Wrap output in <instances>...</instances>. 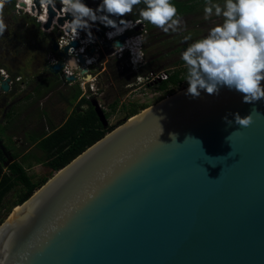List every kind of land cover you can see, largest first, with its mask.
<instances>
[{"label": "water", "instance_id": "obj_1", "mask_svg": "<svg viewBox=\"0 0 264 264\" xmlns=\"http://www.w3.org/2000/svg\"><path fill=\"white\" fill-rule=\"evenodd\" d=\"M55 16L49 7L44 29ZM78 46L52 39L60 60L46 70L57 75ZM9 81L0 77V93ZM186 90L109 131L21 202L0 225V264H264V100Z\"/></svg>", "mask_w": 264, "mask_h": 264}, {"label": "rangeland", "instance_id": "obj_2", "mask_svg": "<svg viewBox=\"0 0 264 264\" xmlns=\"http://www.w3.org/2000/svg\"><path fill=\"white\" fill-rule=\"evenodd\" d=\"M87 2H90L87 3L89 7L94 8L95 2L99 4L100 0H88ZM213 2L222 5L224 0H213ZM14 4L15 2L13 4L10 2L6 4L4 9V20L5 23L7 22V27H9L8 18H15L19 21V28L21 32H24V35L23 38L18 40L17 46L20 51L23 53L25 52L23 56H20V59L32 65V62L36 61L38 57L41 58L40 53L43 50L48 51V46L50 45L48 41L55 34L53 31L47 33L49 28H41L36 23V19L31 16L16 14L14 11ZM204 6L205 3H199L192 13L181 15L180 17L184 22L183 28L176 33H164L148 22H142V24H140V28L144 25L143 30H145V33L142 35L143 45L145 41L146 53L151 56L150 58L156 57V59H158L157 61L153 59L152 65L149 66L151 70L154 72H164L168 78L174 77L175 75H178V78L186 76V68L180 63V61H182V51L188 44L206 36L209 29L215 24L223 22V17L215 16L210 20H204ZM138 10L140 9L137 5L134 7L133 12ZM129 16L130 15L125 16L124 18L129 20ZM32 29L35 31L34 34L31 31ZM10 31L11 29L7 28L3 36H0V48L7 41ZM137 32H140V29ZM5 33H7V35ZM132 34H135V32L129 33V35ZM188 35L191 36V39L185 42L184 37ZM135 45V40L129 43L131 49H136ZM143 51L145 52L144 46ZM11 52L12 57L21 53L18 52L16 54L13 50H11ZM113 53V48L103 50V63L106 60L110 61L112 59L108 66L109 68L106 67L105 70L110 74V77L107 75L105 79L101 75L99 82L93 87L96 92L94 95L97 98L96 100L103 111L109 113H105V117L108 120L107 131H109V128L116 127L120 122H125L129 119L126 108H130L132 105L136 108L138 107L140 110L144 106L150 107L170 96L172 92L176 93L184 87H188L185 79L178 85H173L169 81H166L167 87L163 91L159 90L157 86L158 83L148 84L147 86L137 84L136 75L140 71H131L127 67L129 53L126 51L124 57L119 59L120 61L113 60V58H116L113 56ZM31 56L34 58L33 61ZM44 60H46V56ZM4 67L7 69L6 66ZM39 71L40 69L37 68L35 62L33 71H20L24 84H18L19 88L16 87V92L19 89L23 90L25 94H28V98H24L23 101L19 102L14 108L19 114V117L16 118L17 124L15 127L11 129L3 127L7 129L6 131L2 130L1 127L3 125L0 124V139L3 144L2 147L9 150L8 153L16 155L15 158L17 162L25 169V173L30 178L31 182L38 184V186H42L56 172L51 171L47 167L45 161L49 160V157L36 147V142L34 140L46 136L50 134L53 129L58 128L65 121L67 116L74 114V109L76 107L80 109L79 112L75 109L76 114L81 118L80 125L84 127L88 125L100 127L101 125L94 113V109L90 106L89 100L83 99L82 103L78 102V97L81 93L79 92L77 84H72V87L69 88L60 79L53 84L52 82L56 80V78L53 77L52 80L51 78L45 79L43 84L34 87V94H32L31 88L36 83V76ZM60 77L61 75L59 74V78ZM12 78L14 79V77ZM132 84H134V86H132ZM97 88L99 90H97ZM70 95H73L74 100L69 98ZM89 106L92 108L91 110H89ZM142 111L143 110H141V112ZM3 173L8 174L6 170H3ZM23 191L24 190L17 185L11 190L9 189L1 197L0 225L19 205L18 200L22 197ZM35 191L36 190H34V192Z\"/></svg>", "mask_w": 264, "mask_h": 264}, {"label": "clouds", "instance_id": "obj_3", "mask_svg": "<svg viewBox=\"0 0 264 264\" xmlns=\"http://www.w3.org/2000/svg\"><path fill=\"white\" fill-rule=\"evenodd\" d=\"M9 2L10 0H0V36L7 30L4 9ZM27 2L30 8L35 6L33 0ZM40 4L46 13L41 16V20L47 23V10L49 7L56 10L57 0H40ZM140 4L144 7L139 10V20L133 22L121 18L131 15L134 7ZM59 5L63 16H71L62 25L64 35L68 38L63 45L58 43L61 49L77 40L80 31L86 33L87 42H94L91 28L97 22L114 29L106 33L108 39L121 35L143 21L164 33L179 32L184 24L172 0H100L95 9L83 0H59ZM203 11L204 20L215 16L223 17V22L215 24L206 36L188 44L182 51L181 60L186 68L185 81L188 84L185 94L195 99L200 97L203 90L208 95L215 96L219 95L221 87H227L243 94L244 103L254 104L264 100V86L261 84L264 81V0H224L222 5L206 0ZM140 38L139 35L135 40ZM190 39V35L184 37L185 42ZM60 40L61 36L58 41ZM113 48L119 49L118 53L124 50V46L117 43L113 44ZM83 50L81 48L79 51ZM68 55L72 59L65 62L63 68L66 75L71 76L72 67L82 68L76 60L75 48L69 47ZM141 57L142 53L134 49V62L141 60ZM86 62L91 63L92 60ZM228 115L222 119L226 124H232L233 120L228 119ZM230 115L239 126L247 127L252 122L250 113L243 117L239 113ZM172 136L176 134L170 133V137Z\"/></svg>", "mask_w": 264, "mask_h": 264}, {"label": "trees", "instance_id": "obj_4", "mask_svg": "<svg viewBox=\"0 0 264 264\" xmlns=\"http://www.w3.org/2000/svg\"><path fill=\"white\" fill-rule=\"evenodd\" d=\"M14 1L15 0H10V3L13 4ZM87 1L88 0H83V2L86 4L90 3ZM205 2L206 0H172V3L175 4L178 10L179 16L183 14L192 13L199 3H205ZM97 5L98 2H95V7L92 8L95 9ZM138 6L139 9L144 7L143 4H140ZM129 17H130L129 20L132 21L139 20L140 19L139 10L136 12L134 11ZM113 18L116 19L115 17ZM121 18L126 19L124 17ZM92 28L93 31L98 36H103L105 31L111 29L104 27L103 25H100L98 22ZM143 46L145 50L144 54H145L146 62L145 65L141 68L140 72L137 74L138 76L139 75L145 76L147 73H149L148 71L151 70L149 66L152 65L153 59H156V57L150 58L151 56L146 53L145 41ZM111 60L107 63L106 65L107 68H109L108 66L110 65ZM113 60L120 61L119 59L116 58H113ZM157 60L158 59H156V61ZM180 63L184 65L183 61H180ZM107 75L110 77V74H108V72L105 71L103 72L102 77L106 79ZM185 78L186 76H182L181 78H178V75H175L174 77L168 78L166 81H169L173 85H178ZM166 81L157 84L160 91L166 89L167 87ZM172 94H174V92H172L170 95ZM73 95L69 97L72 100H74ZM83 99L85 98H82L79 101V103L80 102L82 103ZM147 107L148 106H144L141 110H144ZM91 109L92 108L89 106V110ZM126 109L129 118L137 115L138 112L139 113L141 112V110L138 107L136 108L133 105L130 106V108H126ZM80 122H81V118L78 117V115L74 111L73 115L72 114L69 115V117H67V119L58 128L53 129V131L50 134L34 140L36 142L35 143L36 147L41 152L48 155L49 160L45 161V163L51 171L57 172L58 170L63 168L76 156H78L81 152H83L86 148L91 146L93 143L101 139L105 134H107L109 131L115 128V127L109 128V131H107L102 126L95 127L93 125H88L87 127H84L80 125ZM121 123L123 122H120L118 125H120ZM2 145L3 144L0 139V199L4 195V193H6L9 189L11 190L13 187L18 185L24 190L22 197L20 198V200H18V203L20 204L21 202L26 200L32 193H34V190H37L40 186H38V184L31 182L30 178L25 173V169L21 166L19 162H17L15 158L16 155H13L12 153H8L9 150L5 148H4L5 153L7 155L4 154V152L2 151ZM9 159H11V161H8ZM3 170H6L8 174L3 173Z\"/></svg>", "mask_w": 264, "mask_h": 264}, {"label": "built area", "instance_id": "obj_5", "mask_svg": "<svg viewBox=\"0 0 264 264\" xmlns=\"http://www.w3.org/2000/svg\"><path fill=\"white\" fill-rule=\"evenodd\" d=\"M14 2H15L14 11L16 14H23V15L31 16L32 18L36 19L35 20L36 23L41 28H44L46 23H44L41 20V16H44L46 13H45L44 7L41 4L39 5V9L37 10L34 8V11L32 13L31 11H32L33 7L30 8L27 4H26L27 6H24V5L22 6L21 0H15ZM57 2L59 3V0H57ZM33 4H34V2H33ZM54 11L56 12V16L52 18L51 26L47 30V33L53 31L55 34L54 36H55V40L57 41V43H60L61 45H63V43L67 40L68 37H66L64 35L62 25L58 24V19L60 17H64V16H63V13L61 10H60V12H58L57 10H54ZM47 17H48V11H47ZM133 22H135V21H133ZM140 24H142V22ZM140 24H137V25H135V27L130 28L128 30H125L121 35L115 36L112 39H108L106 36V33L110 32V31H114V29H109V30L104 32L103 36H98L93 31V29L91 28V31H92L93 36H94V42H91V43L87 42L86 33L84 31H80L79 32V38L77 40H75L79 43V46L75 49L77 50L76 60L78 61L80 67L83 70L80 69L78 66H76L75 68L72 69V75L69 76V75H66V70H65V68L62 67V69L58 73L61 75L60 78L62 79V82L68 83L69 85L77 84V87H79V90L81 92V98H85L87 100H92V99L96 100L97 98L94 96L96 92L93 89V87L95 85H97V82H99V78L101 77L103 72L106 70V65L109 62V60H106L103 63V61H102V59H104L103 50L104 49L108 50L110 48H113L114 41L118 40V38L120 36H123V35H126V37H127L126 40L123 41L124 44H126V42H127L125 47H127L129 45V42H132V40H135L140 35L141 38L139 40H135V44H136L135 47L139 52L142 53L141 60L134 62V51L131 50L130 48L124 49L120 53H118L119 49L114 50V48H113V50H114L113 56H115L117 59H122L125 55L124 53L126 51H129L128 52L129 53V59H128L129 62L127 63V67L131 71H135V72H138V70L140 71L141 68L145 65V54H144L143 45H142L143 35L145 33V30H143L144 25H142V27L140 28ZM136 28H138V30L140 29V32H137L138 30L135 31ZM132 32H135V34L129 35V33H132ZM60 36H61V40L58 41ZM106 43H111L112 46L108 47L106 45ZM81 48L84 49L83 52L79 51ZM46 58H47V64H50V65H54L60 60L59 57L56 55V53L51 50V48H49V53L47 54ZM89 59L92 60L91 63L86 62ZM91 70L95 71V73L92 75L90 73ZM0 77L2 78V80L10 79V81H9L10 88H12L13 85L20 80V78L13 79L2 68H0ZM68 77H73L74 81L68 82L67 81ZM167 79H168V76L164 72L151 71V72L147 73L145 76H140V75L138 76L137 75L136 76V83L141 84L143 86L144 85L147 86L148 84L161 83L163 81H166ZM132 86H134V84H132ZM87 88H88V90H87ZM97 90H99V89L97 88Z\"/></svg>", "mask_w": 264, "mask_h": 264}, {"label": "flooded vegetation", "instance_id": "obj_6", "mask_svg": "<svg viewBox=\"0 0 264 264\" xmlns=\"http://www.w3.org/2000/svg\"><path fill=\"white\" fill-rule=\"evenodd\" d=\"M8 19H9V27H7V28L11 29V31H10V33H8L9 37H7V41L0 48V64L7 67V70L6 69L5 70L12 77H14V79L20 78V80L17 83H15V85H13V87L10 88V90L7 93H0V124L3 125L1 127L2 130H6V131H7V129H11V128L15 127L17 124L16 118L19 117V114H18V111L14 110V108L16 107V105L19 102H22L24 98H28V94H25V92L23 90L19 89L16 92V87L19 88L18 84H24V82H23L24 80H23V77H22L20 71H23V70L24 71H27V70L33 71L34 70V62L36 63L37 68L40 69V71L38 72V75L36 76V83L31 88V90H32L31 92H34V87H36L40 83L43 84L45 79L51 78V80H52L53 77H55L56 80L54 82H52L53 84L56 83L58 81V79H60L62 81V79L59 78V74L54 75L50 71L46 70L47 58H46V60H44V57L47 56V54L49 53V48L51 46V40L52 39L55 40V36L53 35L48 41V43L50 44L49 46L47 45L48 51L43 50L40 53L41 58L38 57V59L36 61L32 62V65H29V64H27V62L21 61L20 56L21 55L23 56L25 52L23 53L22 51H20V49L17 46L18 40L23 38V35H24V32H21V29L19 28V21H17L15 18H13V19L8 18ZM6 24H7V22H6ZM31 31L33 32V34L35 33L34 29H32ZM5 34L7 35V33H5ZM48 43H46V44H48ZM11 50L15 51L16 54L18 52H21V53L17 54L15 57L14 56L12 57L11 56V54H12ZM33 60H34V58L32 57V61ZM90 73L92 75L95 73V71L91 70ZM33 78H34V76H33ZM64 84H66L69 88L72 87V85H69L68 83H64ZM32 94H34V93H32ZM80 99H81V95L78 97V102L80 101ZM75 109H74V111H75ZM67 117H69V116H67ZM13 119H14V122H13ZM3 127L7 128V129H5Z\"/></svg>", "mask_w": 264, "mask_h": 264}, {"label": "bare ground", "instance_id": "obj_7", "mask_svg": "<svg viewBox=\"0 0 264 264\" xmlns=\"http://www.w3.org/2000/svg\"><path fill=\"white\" fill-rule=\"evenodd\" d=\"M21 2L24 4V6H27V5L29 6L27 0H21ZM26 4H27V5H26ZM47 11H48V10H47ZM31 12L33 13V11H31ZM129 43H130V42H129ZM123 46H124V49L130 48L129 45H128L127 47H125L126 44H124V43H123ZM130 49H131V48H130ZM134 49H135V48H133V49H131V50L134 51ZM18 208H19V207L15 208V209H14V212H15ZM14 212H12L11 214H13ZM11 214H10V215H11Z\"/></svg>", "mask_w": 264, "mask_h": 264}, {"label": "crops", "instance_id": "obj_8", "mask_svg": "<svg viewBox=\"0 0 264 264\" xmlns=\"http://www.w3.org/2000/svg\"><path fill=\"white\" fill-rule=\"evenodd\" d=\"M0 66H1L2 68L6 69V68H5L4 66H2V65H0ZM6 70H7V69H6ZM31 93H33V92H31ZM66 119H67V118H66ZM66 119H65V120H66Z\"/></svg>", "mask_w": 264, "mask_h": 264}]
</instances>
